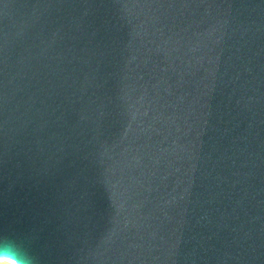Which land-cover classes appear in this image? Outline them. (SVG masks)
<instances>
[{
  "label": "water",
  "instance_id": "obj_1",
  "mask_svg": "<svg viewBox=\"0 0 264 264\" xmlns=\"http://www.w3.org/2000/svg\"><path fill=\"white\" fill-rule=\"evenodd\" d=\"M6 242L264 264V0H0Z\"/></svg>",
  "mask_w": 264,
  "mask_h": 264
},
{
  "label": "clouds",
  "instance_id": "obj_2",
  "mask_svg": "<svg viewBox=\"0 0 264 264\" xmlns=\"http://www.w3.org/2000/svg\"><path fill=\"white\" fill-rule=\"evenodd\" d=\"M0 264H33V261L19 246L6 242L0 245Z\"/></svg>",
  "mask_w": 264,
  "mask_h": 264
}]
</instances>
